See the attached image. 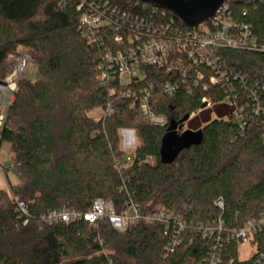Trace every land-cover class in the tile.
Wrapping results in <instances>:
<instances>
[{
    "label": "trees",
    "instance_id": "obj_1",
    "mask_svg": "<svg viewBox=\"0 0 264 264\" xmlns=\"http://www.w3.org/2000/svg\"><path fill=\"white\" fill-rule=\"evenodd\" d=\"M110 2L121 13L188 30L174 14L154 5ZM228 3L236 31L248 26L255 44L219 52L234 74L230 82L244 107L240 113L224 103L228 87L203 91L194 86L198 72L207 78L212 72L179 53L171 57L172 71L143 67L145 78L131 86L102 82L99 66L105 53L122 47L115 36L128 34L114 27L88 35L80 25L78 0H0V82L19 47L34 53L35 67L33 79L25 74L19 81L1 132L0 152L9 146L17 183L0 189V264H208L214 252L220 264H257L256 253L241 260L238 245L227 238L264 214V111L255 112L251 93L264 107V0ZM167 83H177L173 95L163 93ZM149 85L153 111L167 118L164 126L141 119L124 95L129 88ZM204 98L212 108L203 109ZM108 105L112 115L106 113ZM97 110L99 119L91 116ZM186 117L188 130L199 131L201 139L165 161L168 130L177 125L181 137L178 127ZM123 131L135 132L140 143L130 163L121 148ZM98 199L117 213L132 206L145 216L164 209L185 230L178 234L172 222L168 231L163 223L138 221L119 232L107 218L96 225L84 219L69 224L44 220L66 208L84 214ZM219 199L222 209L216 205ZM17 201L27 206L28 216L16 211ZM220 221L221 233L209 237L200 230ZM175 233L182 242L174 243ZM255 241L257 251H264V233Z\"/></svg>",
    "mask_w": 264,
    "mask_h": 264
},
{
    "label": "built area",
    "instance_id": "obj_2",
    "mask_svg": "<svg viewBox=\"0 0 264 264\" xmlns=\"http://www.w3.org/2000/svg\"><path fill=\"white\" fill-rule=\"evenodd\" d=\"M77 9L82 12L80 25L88 35L114 27L128 34L127 37L123 35L115 36L114 42L122 47L115 52L107 51L105 53V60L99 66L102 82L107 83L118 80L122 85L131 86L135 80L137 82V79L143 80L145 78L143 67L167 68L168 71H172L174 64L171 57L179 53L183 54L193 66H205L212 72L208 78L198 72L193 79L194 86L202 87L203 91L218 85L228 87L229 91L224 103L236 108L237 112L240 110L238 113L243 111L244 107L239 105L240 99L232 92L233 84L230 79L234 74L226 70L224 63L221 62L219 52L229 49H246L251 44H255L251 40L248 26L239 28L236 31V26L227 16L229 11L228 0L224 1L209 21L196 28H188L184 31L172 27L173 25H158L143 17L121 13L110 0H78ZM209 22L210 26L207 24ZM30 61L28 57H19L13 71L4 81L0 82V139L8 110L15 100L18 83L25 76ZM177 63L182 65L184 62L179 60ZM184 75L185 77L188 76L187 74ZM234 78L239 79L238 76H234ZM241 83L244 87L246 86L243 79ZM176 89L177 83H167L163 93L173 95ZM153 91V85H149V87L143 89L129 88L124 95L131 100L132 108L136 107L138 109L141 119L155 126H164L167 124V118L156 114L151 106ZM251 93L255 102V112L264 111L261 99L254 90ZM202 102L206 105L203 109L213 107L212 102L207 98H204ZM106 113L109 115L114 113L111 105H108ZM238 118H240V115H238ZM126 161L127 163L132 161V154L126 155ZM216 205L222 209L223 200L219 199ZM16 211L20 213L21 217L28 216V208L21 201H17ZM104 218H107L110 225L119 232H125L130 225L138 221H144L147 224L163 223L166 225L167 231L170 230L172 222L178 234L185 230L184 223L178 218L169 216V213L164 209H160L157 214L145 216L141 215L137 207L132 206L130 209L117 213L111 203L100 199L94 201L90 210L84 214L66 208L50 212L44 216V220L48 223L63 224L84 219L96 225ZM24 224H27V220L24 221ZM200 230L205 236L212 237L215 233L223 231V224L221 221L213 224L208 223ZM167 231L166 235H169ZM261 233H264V214L259 219L247 221L239 230L233 232L231 236L229 235L227 240L235 241L239 252L241 247L250 245V257L256 253L257 264H264V251H257L258 243L255 241L256 236ZM178 234L175 233V237L172 239L174 243L182 242V240H178ZM208 264H220L219 252L211 254Z\"/></svg>",
    "mask_w": 264,
    "mask_h": 264
},
{
    "label": "water",
    "instance_id": "obj_3",
    "mask_svg": "<svg viewBox=\"0 0 264 264\" xmlns=\"http://www.w3.org/2000/svg\"><path fill=\"white\" fill-rule=\"evenodd\" d=\"M146 4L154 5L160 9L166 10L174 14L185 27L192 29L206 23L222 6L225 0H139ZM206 105L203 106L205 108ZM189 120L186 117L180 126L179 131H182L185 123ZM177 125L172 124L168 130V134L164 139L163 158L165 161H171L175 155L184 147L177 150V144L188 140V147L191 144L198 143L201 139V133L196 135H184L178 137L176 134Z\"/></svg>",
    "mask_w": 264,
    "mask_h": 264
},
{
    "label": "rangeland",
    "instance_id": "obj_4",
    "mask_svg": "<svg viewBox=\"0 0 264 264\" xmlns=\"http://www.w3.org/2000/svg\"><path fill=\"white\" fill-rule=\"evenodd\" d=\"M34 61V59H33ZM17 64V60H10L9 66H8V72L11 73ZM28 71V72H27ZM26 71V75L29 76V78H34L35 75V67L34 63L30 61L28 68ZM91 116L95 119H99L102 116V112L100 110L95 111L94 113L91 114ZM216 116L213 114V118ZM183 132L181 133V136L184 135H196L199 133L196 131H189L188 130V125L187 122L184 125V128L182 130ZM122 137V143H121V148L122 151L126 155H130L133 153L137 145H139V140L135 132L132 131H123L121 133ZM188 140L182 141L178 143L177 150L179 148L185 147L188 143ZM11 169H14V156L12 155L10 148L7 144H4L1 152H0V189H5L8 190L9 188V183L15 184L17 183V178L13 175L14 172L11 171ZM240 259L241 260H248L250 258V253H251V246L250 245H245L241 247L240 249Z\"/></svg>",
    "mask_w": 264,
    "mask_h": 264
},
{
    "label": "crops",
    "instance_id": "obj_5",
    "mask_svg": "<svg viewBox=\"0 0 264 264\" xmlns=\"http://www.w3.org/2000/svg\"><path fill=\"white\" fill-rule=\"evenodd\" d=\"M19 57H28V58H30V60H31V62L33 63V59H34V53L31 51V50H29V49H26V48H24V47H19L18 48V50H17V53H16V55H14V56H11L9 59H8V61H7V69H8V66H9V62H10V60L12 59V60H17ZM28 72V71H27ZM10 74V73H9ZM8 74V75H9Z\"/></svg>",
    "mask_w": 264,
    "mask_h": 264
}]
</instances>
